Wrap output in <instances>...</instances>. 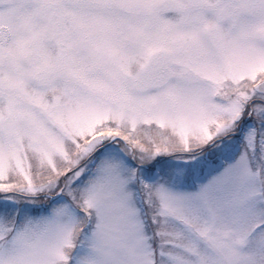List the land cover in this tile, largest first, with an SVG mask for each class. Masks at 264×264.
<instances>
[{"label":"snow or ice","instance_id":"6c2138e0","mask_svg":"<svg viewBox=\"0 0 264 264\" xmlns=\"http://www.w3.org/2000/svg\"><path fill=\"white\" fill-rule=\"evenodd\" d=\"M0 264H264V0H0Z\"/></svg>","mask_w":264,"mask_h":264}]
</instances>
